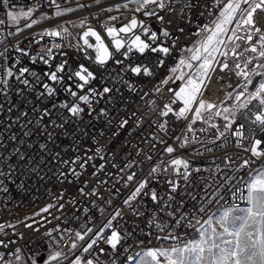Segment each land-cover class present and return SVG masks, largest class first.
<instances>
[{"label": "built area", "instance_id": "2783aa9c", "mask_svg": "<svg viewBox=\"0 0 264 264\" xmlns=\"http://www.w3.org/2000/svg\"><path fill=\"white\" fill-rule=\"evenodd\" d=\"M123 2L124 0H99V3L96 0H56L61 9H75L57 17L56 5L51 0H10L9 8H5L0 0V19L5 20V24L0 25V39H3L0 52L5 53L0 57V77L9 67L14 74H18L21 68L30 70L22 77L29 80L30 87L23 85L14 76L8 79V87L0 92V224L5 225L4 232L0 233V240L8 243V247L0 248V252L7 255L19 248L22 260L18 264H32L33 260L38 264H45L51 251L49 244L54 239L58 240L61 235L65 237L61 242L62 250L69 253L65 264H72L77 257L82 260L97 259L99 264H130L128 257L141 249L168 247L175 243L176 241L160 239L168 235L167 229L173 227L174 235L182 239H195V230L185 226L180 220L181 215L195 213L207 197L211 202L206 212L199 214L201 220L207 219V214L219 207L217 202L212 201L215 189L219 190L222 197L220 203L226 201L231 204V188L239 186L238 181L242 182L241 178L246 179L250 169H255L262 163L260 159L252 157L250 152L237 147L235 138L230 134L227 142L217 140L213 144L210 143L214 138L212 137L203 143L190 142L182 147V138L185 135L191 136L187 131L188 122L178 120L172 114L168 117L158 116L159 109L171 96L168 89H176L180 82H170L163 87L160 94L154 91V87L169 74V67L177 64L183 53L174 49L165 60L164 66L157 67L160 53L146 50L141 55L133 50L125 59L122 49L121 52H114V59L123 60L122 64L109 60L106 65L101 66L95 62V51L83 46V42L78 39L88 26H91L101 33L111 50V41L102 25L107 23L119 28L129 23L135 14L158 35L163 28H168L174 36H179L177 48L191 47L198 38L200 26L210 22L218 11L214 7V0H190L196 4V8L190 13V22L173 19L174 14L161 12L165 21L173 20L171 24H161L155 17L147 18L143 17L142 13H134L133 5H129V9L117 10L116 6ZM176 7L179 8L180 5ZM29 8L35 9L31 19H39L41 16L52 18L45 19L32 28H24L29 21L21 18L19 27L24 28V31L9 36L8 33L16 32L17 28L10 26L7 12ZM108 8L113 10L109 12ZM122 15L129 17L109 23L110 17ZM85 20V27L73 26ZM60 25L68 28L74 38L68 37L67 33L64 34V40L47 36L41 38L38 35L53 28L59 30ZM178 26L184 27L185 32L179 33ZM141 35L142 39L147 40L146 36L142 33ZM89 40L94 43L93 38L90 37ZM125 42L127 43V39ZM56 43L62 44L63 47H53ZM17 48L24 51H17ZM49 48L52 58L45 64L40 56L47 58ZM33 57L36 58L35 62ZM65 61V71L57 73L62 80L59 83L49 80L47 74L56 71ZM80 65L88 68L97 77L85 87V92L89 88L102 92L104 87H110L113 91L97 96L92 110L81 104L84 112L79 117H73L59 105L68 103L71 106L77 103L69 94V88L83 94L76 87L78 78L72 75L79 70ZM126 65H139L142 70L147 68L153 72V76L144 75L143 71L139 76L134 75L125 69ZM32 73H36L39 79ZM219 76H224L225 79L217 83L216 78ZM227 78L228 76L217 69L211 84L224 85ZM44 84L54 89L53 96L47 95ZM235 87L223 89H229L230 92ZM0 88H3V85H0ZM151 101H155V105H152ZM179 106L173 105L174 108ZM45 111L49 116L40 120ZM24 113L28 115L25 116ZM124 119L128 120V124L120 128V122ZM138 120L142 122L138 124ZM165 120L168 122L166 133L158 127V124ZM240 122L245 123L246 132L249 128H256L250 120L244 121L243 116L237 118V125ZM61 124L63 127H57ZM255 135L257 138L264 137V133L259 131L255 132ZM154 136L162 139L164 143L153 139ZM245 144L247 145V141ZM167 146H172L175 151L172 154L165 152ZM97 149L102 151L97 153ZM149 155L152 156L151 160L147 158ZM89 156L93 159L88 160L86 168L81 169L79 164ZM100 156L104 159L101 160ZM229 157L232 164L225 167L224 161ZM172 158L187 160L192 169L199 168L201 171H193L187 184L182 177L174 175L170 166L167 173L149 175L153 167L163 168L167 165L162 161L166 162ZM244 160L250 161L248 167H242ZM65 161H76V164H65ZM130 163L133 166L127 168ZM113 164L117 166L113 167ZM217 165L220 166L219 172L216 171ZM72 167L81 172L79 177L72 174ZM121 168L125 171L121 172ZM133 172L136 174L135 179L125 186L127 175ZM60 173L65 175L61 176ZM232 177L235 179H230ZM145 179L149 184L144 191L154 190L161 199L153 202L150 195L146 196L142 192L136 201H132L133 206L138 207L142 213L135 216L124 201L134 192L138 182ZM169 179L178 180L180 183L175 193L171 192L166 183ZM93 190L95 195L91 194ZM169 196L174 199L170 201ZM49 204L54 207L47 213L41 212ZM241 206L247 205L241 203ZM101 209L104 210L103 213ZM117 210L122 212L123 219L113 220V227L118 228L122 236H126L117 250H111L101 239L97 246L85 253L80 246H86L89 242V237H86L84 241H76L78 248L70 252V243L75 240L76 232L84 233L86 228H91L94 234L103 229L104 236H108L111 229H106L105 225ZM36 213L40 215H35ZM154 216L157 223L166 226L165 231H160L152 222ZM29 224L32 225L31 228L27 227ZM9 225L14 227H8ZM57 228L59 232L54 231ZM65 230L71 231V238ZM50 231L51 237L46 235ZM98 248H104V253L100 254ZM41 257H44L42 262L39 261ZM7 258L14 259L10 255Z\"/></svg>", "mask_w": 264, "mask_h": 264}, {"label": "snow or ice", "instance_id": "6c2138e0", "mask_svg": "<svg viewBox=\"0 0 264 264\" xmlns=\"http://www.w3.org/2000/svg\"><path fill=\"white\" fill-rule=\"evenodd\" d=\"M56 5L55 16H64L70 12L75 11L72 8L61 9L60 5L56 3V0H51ZM99 3V0H96ZM2 4L5 8L10 7V0H2ZM129 5L134 6V13H142L143 17L152 18L155 17L158 22L164 24L167 22L171 24L172 19L165 21V16L161 15V12H168L174 14L173 19H181L190 22V13L196 8L195 3H191L190 0H124L123 3L117 5L119 9H129ZM176 5H180L179 8ZM85 7V5H80ZM214 7L218 9L214 18L200 26V30L197 33V40L191 47L177 48L180 37L174 36L168 28H163L158 35L156 31L152 30L151 26H146L143 19H139L137 15H133L129 23L120 26H110L109 24L102 25L107 38L111 41L112 48L110 50L109 44L105 42V38L101 33L88 26L87 30L79 36V41L83 42V46L89 49H93L96 53L95 62L101 66L108 63L109 60H113L116 64H122L123 60H115L114 52H122L125 59L129 57V54L135 50L143 55L146 50H150L153 53H160L161 58L158 61L157 67H163L165 60L172 54L173 50L183 53L178 58V63L169 67V74L163 77L159 84L154 87V91L160 94L163 91V87L170 82L175 83L180 81V86L176 89L169 88L168 92L171 94L167 103H164L158 111L159 117H168L172 114L178 120L187 121V131L191 133V136L185 135L182 138L181 146H186L190 142H201L195 135L196 129L192 125L198 121L207 125V128L201 127L198 129L200 132H207L209 128L215 129L214 138L210 143H216L217 140L228 141L229 134L235 138L236 145L242 148L245 152H250L252 157H256L262 161L261 165L255 169L249 170V175L246 179L241 178L242 182L238 181L239 186L231 188V200L232 203L228 204L226 201L220 203L222 197L219 190L215 189V195L212 196V201L219 204L216 211L207 214V219L201 220L200 213H205L206 209L211 201L207 197L204 199V203L197 209L195 213L182 214L180 220H182L186 227L192 228L197 234L195 239L188 240L182 239L179 236L174 235V227L167 229L168 235L161 237L163 240L176 241L170 244L168 247H156L141 249L128 257L130 264H264V137L257 138L255 132L259 131L264 133V0H214ZM113 9L108 8L107 11L111 12ZM35 9L29 8L27 10L8 11L7 18L11 22L10 26H16V32H9V36L18 35L19 32L24 31V28H32L33 25L41 23L45 19H51L50 16H41L39 19H31ZM211 14V9H209ZM203 13H200L202 15ZM21 18L28 20L29 22L24 25V28L19 27ZM118 18L116 16L110 17V20L115 21ZM5 20L0 19V25H4ZM86 20L81 21L79 24H74V27H85ZM136 29H140L137 32ZM179 33H184V27H177ZM67 33L68 37L74 38L73 34L68 28L63 25L59 26V30L56 28L45 30L38 35L43 38L45 36L52 38H60L64 40ZM147 37V40L142 39V35ZM93 38L94 43L90 42L89 38ZM127 39V43L125 40ZM148 41H151L149 43ZM39 42V41H37ZM3 43V39H0V44ZM53 47H63L62 44H53ZM17 51L23 52V49L17 48ZM251 53V55H248ZM5 55L4 52H0V57ZM27 55V53H25ZM51 48L48 49L47 58L40 56V59L45 64L51 59ZM35 57L33 61L35 62ZM61 63L57 70L48 73L49 80L59 83L62 80L61 76L57 73L65 71V64ZM126 70L131 71L134 75H141L142 71L144 75L153 76V72L147 68L143 69L137 66L126 65ZM224 73L229 77V80L225 81L224 85H219V88H232L230 77L234 75L240 79V83L233 89V91L227 92L221 103H215L210 99H205V94L209 92V86L213 81V77L217 72ZM28 68L19 69L18 74H14L13 70L9 67L5 70L4 75L0 77V92L8 87V79L15 76V79L20 81L25 86H31L28 79L22 77L26 73H29ZM32 75L38 80L39 77L36 73ZM78 78L76 87L80 93L68 89L69 94L77 101V103L71 106L68 103H62L60 108L66 109L68 113L73 117H79L84 112V107L81 104L86 105L89 110H92L93 103L97 96H102L105 93H111L113 91L110 87H104L102 92H97L95 88H89L85 92V87L96 80L97 77L93 72L83 65L79 66V70L72 74ZM256 77H260L258 85L254 86V80ZM72 77H69L71 79ZM217 83L220 80H224V76L216 78ZM125 83H127L125 81ZM48 96H53L55 91L48 84L43 85ZM210 94V93H209ZM147 95V93L145 94ZM229 101L232 103L229 105ZM155 105V101L150 102ZM179 104L178 108H174L173 105ZM156 110L155 108L153 109ZM107 115V113H103ZM27 116V113H24ZM135 115V113H133ZM146 115V114H145ZM49 116V113L45 111L41 115L40 120H44ZM243 116L244 121L251 122L255 125V129H247L244 122H240L237 125V118ZM218 118H222L225 123L221 126L215 121ZM142 122L138 120L139 124ZM39 124V121H37ZM167 120L158 124L161 131L167 132ZM128 124V120L124 119L120 122V128L125 127ZM234 125H237L235 128ZM57 127H63V125H57ZM153 139L159 140L160 143H164L159 137H153ZM177 139H181L177 137ZM247 141V145L245 144ZM155 146H153L154 148ZM97 153L102 149H97ZM165 152L172 154L175 149L172 146H167L164 149ZM212 151V149H207ZM201 155L203 153H200ZM149 160L152 156L147 157ZM93 157H87L83 163L79 164L81 169L86 168L87 161L92 160ZM103 160L104 157L100 156ZM65 164H76V161H65ZM167 166L161 168L160 166L153 167L149 175L157 173H167L168 166L171 167L172 172L177 177H182L185 183H189V178L192 176L193 171L200 172L201 169H192L190 163L187 160L180 158H172L169 161H162ZM232 164L231 158H226L224 161L225 167H230ZM249 160H244L242 167H248ZM117 165L113 164V167ZM133 165L130 163L126 167L131 168ZM103 168V166H100ZM71 172L74 176L79 177L80 171H77L76 167H72ZM121 172L125 169L121 168ZM216 171H220V166L217 165ZM61 176L65 175L60 173ZM111 175V173H109ZM136 177L133 172L127 175L125 186L129 182H132ZM230 179H235L232 177ZM105 181H101L104 183ZM166 183L170 186L171 192L175 193L180 187L178 180L169 179ZM229 183V181H226ZM149 181L147 179L138 182L134 192L131 196L124 201L135 216L142 215L138 207L133 206L132 201H136L140 197L141 193L144 195H150L153 202H158L161 198L157 192L148 188ZM6 191V189H5ZM89 193H84L88 195ZM91 194L95 195L93 190ZM102 198V197H101ZM195 199V197H192ZM59 199V197H58ZM171 201L174 197L169 196ZM71 203V202H70ZM110 203V201H109ZM241 203L246 204V207H242ZM170 205H165L168 207ZM54 205L49 204L45 206L41 212L47 213L49 209ZM103 213V209L100 210ZM35 215H40L36 213ZM171 216L172 213H169ZM116 218L123 219L122 212L117 210L114 216L109 219L105 225L106 229H111L108 236H104V230L101 229L93 234L91 228H86L84 233L76 232L75 240L70 243V252L78 248L76 241H84L86 237H89V242L86 246L82 247V251L88 253L94 246L98 245V242L103 239L104 243L109 246L113 251L117 250L118 245L122 240L126 239V236H122L118 228L113 227L112 221ZM153 223L160 231H165L166 226L156 222V217H153ZM8 227H14L9 225ZM27 227L31 228L29 224ZM5 225L0 224V233H3ZM39 231V229H36ZM59 232L60 230L54 229ZM69 238L72 237L70 230H65ZM89 234H92L89 236ZM48 236H52V232L46 233ZM65 239L63 235L58 240L54 239L49 244L51 249L50 254L46 258L45 264H65L68 259L69 253L62 250V241ZM8 243L0 240V248H7ZM20 249L17 248L9 254L0 252V264H18L22 260L20 255ZM100 254H103L105 249L98 248ZM10 255L14 259H9ZM32 264H38L36 260L32 261ZM72 264H99L97 259L82 260L77 257Z\"/></svg>", "mask_w": 264, "mask_h": 264}, {"label": "rangeland", "instance_id": "374dc122", "mask_svg": "<svg viewBox=\"0 0 264 264\" xmlns=\"http://www.w3.org/2000/svg\"><path fill=\"white\" fill-rule=\"evenodd\" d=\"M128 17L129 16H127V15H122V16H118L117 18L118 19H123V18H128ZM117 20H115V21H117ZM115 21H112V20L109 19V23H114ZM248 55H251V53H249ZM179 82L180 81H177V83H179ZM239 82H241L240 79H239ZM178 87L179 86H176V88H178ZM223 99H221L220 101H218V104L221 103L223 101ZM228 103L230 105L232 102L229 101ZM215 122L217 124L221 125V126L225 123V121L222 118H218ZM192 127L197 130L196 133H195V135L199 138V141H204L206 139H209V138L214 137V134L216 132L215 129H211V128H209L207 132H200V131H198V129H200L201 127L207 128V125H203L199 121L196 124L192 125ZM190 135H192V134L190 133Z\"/></svg>", "mask_w": 264, "mask_h": 264}, {"label": "bare ground", "instance_id": "6f19581e", "mask_svg": "<svg viewBox=\"0 0 264 264\" xmlns=\"http://www.w3.org/2000/svg\"><path fill=\"white\" fill-rule=\"evenodd\" d=\"M227 80H229V77L227 78ZM231 83L233 85V87H235V85L239 82V78L235 77L234 75H232L230 77ZM229 92V89L225 90V89H220L218 87V85L216 84H211L209 86V93H206L205 95V99H210L215 103H218V101H220L221 99H223L225 97V94Z\"/></svg>", "mask_w": 264, "mask_h": 264}, {"label": "water", "instance_id": "95a60500", "mask_svg": "<svg viewBox=\"0 0 264 264\" xmlns=\"http://www.w3.org/2000/svg\"><path fill=\"white\" fill-rule=\"evenodd\" d=\"M259 80H260V77H256V78H255V80H254V86L258 85ZM43 260H44V257H41V258L39 259L40 262H42Z\"/></svg>", "mask_w": 264, "mask_h": 264}]
</instances>
